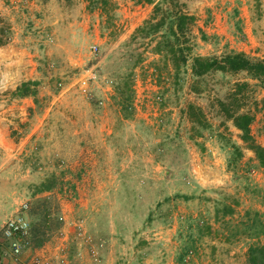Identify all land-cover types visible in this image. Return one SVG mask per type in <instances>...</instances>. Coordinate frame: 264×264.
<instances>
[{
  "label": "rangeland",
  "instance_id": "1",
  "mask_svg": "<svg viewBox=\"0 0 264 264\" xmlns=\"http://www.w3.org/2000/svg\"><path fill=\"white\" fill-rule=\"evenodd\" d=\"M177 1L196 19L187 34L192 52L179 74L171 56L157 51L162 34L153 39L139 32L152 20L153 5L0 0L6 30L0 118L8 99H18L4 78L23 70L38 83V109L55 110L28 149V166L42 175L36 173L26 202L30 211L40 207L51 215L46 245L61 250L55 259L36 255L30 240L26 261L11 254L15 264L37 257L44 264H249L251 248L264 246V234L250 226L257 217L264 227V168L220 108L239 83H249L240 107L255 116L252 135L264 148V88L244 73L196 78L192 70L196 57L245 54L264 61V0ZM93 70L99 79L84 87ZM126 85L127 114L119 93ZM108 119L113 123L104 127ZM106 128L114 132L109 150ZM84 149L109 153L113 166L130 165L123 172L127 186H79L83 179L95 182L92 168L82 170L77 159ZM46 183L53 190L39 193ZM225 207L234 213L225 215Z\"/></svg>",
  "mask_w": 264,
  "mask_h": 264
},
{
  "label": "trees",
  "instance_id": "2",
  "mask_svg": "<svg viewBox=\"0 0 264 264\" xmlns=\"http://www.w3.org/2000/svg\"><path fill=\"white\" fill-rule=\"evenodd\" d=\"M139 4H147L155 6L154 16L151 21L147 22L140 29V33L144 38H157L160 34V42L157 51L163 53L166 51L168 56L174 63L176 73L179 74L182 65H187L189 54L192 47L189 45L187 38L188 31L194 25L196 19L188 15L181 9V5L177 0H136ZM107 4V3H105ZM2 19H0V39L6 33ZM4 42V41H2ZM193 75L196 78H203L211 73L220 72L223 74H246L252 81L258 82L259 86L264 88V61H253L245 54H230L222 58H203L196 57L193 59ZM38 86L36 82H26L19 87L15 93L16 98L34 97L37 99L38 92L35 88ZM250 88L249 83H239L235 91L231 93L229 98L220 102V108L224 116L234 122L235 127L242 132L243 141L248 144L249 149L256 154L258 161L264 168V148L258 145L252 135V126L255 122V116L251 113H242L241 105L245 100V90ZM129 86L119 89L122 97L121 105L124 112L129 113L132 110L131 96L128 94ZM244 98V99H243ZM196 111V107L189 108L190 116ZM128 117V116H127ZM192 120V117H191ZM55 185L44 184L39 193L50 192ZM30 211V219L32 222V246L35 249L43 248L49 241V234L53 230L50 227L51 215L48 212H41L38 207ZM225 215L229 216L234 213L231 207H225ZM250 214L248 215V217ZM251 229L257 232V235L264 234V227L259 219L251 218ZM59 228V227H58ZM258 228V229H257ZM249 264H264V246H255L250 250Z\"/></svg>",
  "mask_w": 264,
  "mask_h": 264
},
{
  "label": "crops",
  "instance_id": "3",
  "mask_svg": "<svg viewBox=\"0 0 264 264\" xmlns=\"http://www.w3.org/2000/svg\"><path fill=\"white\" fill-rule=\"evenodd\" d=\"M4 60H6V58H4ZM1 62L0 60V64H3ZM4 80L8 81L5 85L6 90L11 88L10 92L12 94V92L17 90L23 83L34 81L36 78L33 72L29 75L28 70H23L20 76H12L10 78H4ZM7 97H9V95ZM8 101H10V103L7 105V109L2 115L3 117L0 118V264H15L11 253L6 251L5 245L7 244L8 246V243H5L4 239L1 237V231L7 220L17 214L21 209L22 205L27 200V195L35 189L33 180L36 179V175H42V173L39 174L35 171H31L32 169L28 166L27 161L30 152L28 149L32 147L33 143L40 140L39 138H41L40 136L46 124L48 121H52V118L55 116V110L53 108L46 109L44 113H42V111L38 109L36 98L34 97L18 98L12 101L9 98ZM106 122L104 127H110V124L113 123L110 119L106 120ZM105 130L108 134V139L103 147L109 150V146L112 145L111 141L114 132L109 128ZM17 134L23 135V138H16L15 135ZM36 136L38 137L37 139ZM85 152L86 150L84 149L82 155H79L78 158L75 157L80 162L82 170L84 169L88 172L87 169L89 167L92 168V172H89V174H94L95 182L93 184L92 180H87L90 182L89 185H87V181L83 179L79 182V186H127L126 182L123 180V172H127L126 168H131L130 165L125 166V164L121 162V164H118L120 159H117L115 164L118 165L113 166V158L109 156V153L104 157L105 155H91L90 151ZM93 152H95V150ZM101 157L104 158L103 162L99 161ZM99 164L100 167L97 169ZM115 167L120 169L114 171L113 169ZM113 171L114 176L112 175ZM52 246V244H47L42 249L34 251V253L36 255L41 254L50 259H55L58 255V251L61 249H53ZM30 254L31 253H25L23 255L21 258L23 262L29 258Z\"/></svg>",
  "mask_w": 264,
  "mask_h": 264
},
{
  "label": "built area",
  "instance_id": "4",
  "mask_svg": "<svg viewBox=\"0 0 264 264\" xmlns=\"http://www.w3.org/2000/svg\"><path fill=\"white\" fill-rule=\"evenodd\" d=\"M91 54L94 57L99 55V49L97 46L91 48ZM90 73V77H85L82 80L84 87H87L88 83L91 81H97L99 79V74L95 70ZM30 209V203L25 202L18 213L7 220L1 231L4 241L9 244L11 254L18 261L31 246L32 222L28 216ZM64 220V218H61V221ZM31 264H44V261L37 257Z\"/></svg>",
  "mask_w": 264,
  "mask_h": 264
}]
</instances>
